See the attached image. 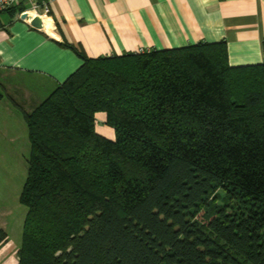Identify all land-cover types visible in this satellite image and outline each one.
Returning a JSON list of instances; mask_svg holds the SVG:
<instances>
[{
	"label": "trees",
	"instance_id": "obj_1",
	"mask_svg": "<svg viewBox=\"0 0 264 264\" xmlns=\"http://www.w3.org/2000/svg\"><path fill=\"white\" fill-rule=\"evenodd\" d=\"M71 47L82 65L23 111L19 264H264V61L231 65L225 41Z\"/></svg>",
	"mask_w": 264,
	"mask_h": 264
},
{
	"label": "crops",
	"instance_id": "obj_2",
	"mask_svg": "<svg viewBox=\"0 0 264 264\" xmlns=\"http://www.w3.org/2000/svg\"><path fill=\"white\" fill-rule=\"evenodd\" d=\"M22 1L30 7L31 0ZM50 7L42 28L17 9L0 12L1 173L2 153L30 144L23 111L31 112L82 65L71 46L96 58L225 41L231 65L264 61V0H54ZM97 117L98 131L114 134L106 115ZM6 213L0 210V230L8 236L0 264H19Z\"/></svg>",
	"mask_w": 264,
	"mask_h": 264
},
{
	"label": "rangeland",
	"instance_id": "obj_3",
	"mask_svg": "<svg viewBox=\"0 0 264 264\" xmlns=\"http://www.w3.org/2000/svg\"><path fill=\"white\" fill-rule=\"evenodd\" d=\"M98 123L101 126L99 119ZM106 130L105 127L102 128L101 133L114 139L115 131L113 130L114 134L110 135ZM2 154L5 155V158L3 157L2 173L0 172V210L4 209L7 212L5 221L8 223V231L13 240L21 246L27 207L21 204L20 195L28 176L30 144L25 143L20 152H5ZM219 193L224 195L223 191Z\"/></svg>",
	"mask_w": 264,
	"mask_h": 264
},
{
	"label": "built area",
	"instance_id": "obj_4",
	"mask_svg": "<svg viewBox=\"0 0 264 264\" xmlns=\"http://www.w3.org/2000/svg\"><path fill=\"white\" fill-rule=\"evenodd\" d=\"M20 1L21 0H0V12L17 5ZM52 1L54 0H31L30 7L23 10L20 16L30 24H32V20L37 16L43 19V17H47L50 14ZM144 50L146 49H140L139 52H143Z\"/></svg>",
	"mask_w": 264,
	"mask_h": 264
},
{
	"label": "water",
	"instance_id": "obj_5",
	"mask_svg": "<svg viewBox=\"0 0 264 264\" xmlns=\"http://www.w3.org/2000/svg\"><path fill=\"white\" fill-rule=\"evenodd\" d=\"M32 25L37 27V28H42L43 27V21L41 17L37 16L32 20Z\"/></svg>",
	"mask_w": 264,
	"mask_h": 264
}]
</instances>
